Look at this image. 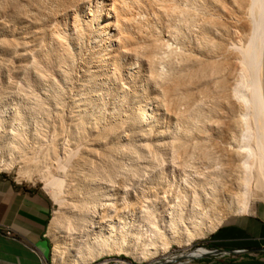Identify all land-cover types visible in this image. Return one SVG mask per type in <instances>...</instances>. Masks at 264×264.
I'll use <instances>...</instances> for the list:
<instances>
[{"label": "bare ground", "instance_id": "obj_1", "mask_svg": "<svg viewBox=\"0 0 264 264\" xmlns=\"http://www.w3.org/2000/svg\"><path fill=\"white\" fill-rule=\"evenodd\" d=\"M51 1L52 7L40 1L38 8L45 19H66L68 29L75 33L71 41L75 49L95 47L81 60L86 71L75 81L74 93L68 85L51 92L48 89L43 95L44 102L51 99L55 104L48 110L44 103L46 112H40L51 114L52 124L49 118L47 124L53 125L54 131L49 140H38L41 149L36 147L40 153L37 149L35 153L39 156L29 151L19 133L13 139L17 155L12 161L22 166L24 178L33 180L40 175L49 181L54 175L48 166L72 148L80 151L74 168L67 173L68 181L59 179L55 189L56 194H62L68 187L73 202L69 226L78 227L89 240L73 258L65 256V247L57 237L58 261L90 264L105 254L121 252L140 259L168 258L174 244L184 246L180 258L207 255L206 249L193 252V243L213 233L230 215L252 214L254 192L264 199V0ZM58 26L50 36L61 47L59 58L67 83L76 56L67 46L68 34L61 33ZM143 72L158 97L155 93L153 102V97L145 98L137 109H129L127 120H107L90 112V107L83 108L85 101H93L98 85L117 87L128 79H140ZM40 103L37 111L42 110ZM67 112H71L68 117ZM167 121L173 131L165 130ZM161 123L162 130H156L153 143L144 144L148 132ZM127 124L131 130L126 129ZM128 150L131 162L124 161ZM142 157L152 159V165L162 161V175L158 176L162 189L149 187L151 183L143 186V181L139 185L134 182L136 189L139 186L136 191L132 188L135 174L140 176L150 165L141 164ZM7 158L0 153V166L7 165L8 170L11 164ZM161 191L162 219L155 214L156 208L146 205L150 193L160 196ZM154 197L149 200L153 202ZM140 202L153 233L144 251L138 243L130 242L135 234L131 209L134 213L133 207L142 205ZM61 225L59 219L54 223L57 235L64 233Z\"/></svg>", "mask_w": 264, "mask_h": 264}, {"label": "rangeland", "instance_id": "obj_2", "mask_svg": "<svg viewBox=\"0 0 264 264\" xmlns=\"http://www.w3.org/2000/svg\"><path fill=\"white\" fill-rule=\"evenodd\" d=\"M40 1L45 2L46 0H0V136H2L0 137V153L1 155H3V153L4 155L6 154V156L8 157L7 163L11 164L10 165L11 167L8 170H7L8 168L7 165L0 166V173L9 175L13 177L14 179H16L18 182H21L25 185H33L37 189L47 194L48 197L54 203V214L51 219L52 223L50 222L48 236L52 242L51 256H52L53 264H60V262L58 261V253H57V246H58V242L56 239L57 237H59V239L62 241L61 246L65 247V252H66L65 256L69 257L70 255H72L73 258L78 256L77 250L81 248L83 243L89 240L88 235L84 234L78 227L69 226L72 220L71 212H73L72 206H70V204H72L73 202L69 195L68 187H65V189L61 192L62 194H56V189H55V187L57 188L58 186L57 184H58L59 179L63 178L64 180L68 181L67 173L69 170L74 168L76 160L80 156L79 155L80 151L79 149L72 148L66 153V155H64V157L63 155H60L57 161L53 162L51 166H48V168H50L49 170L51 174L54 175V177L52 179H49V181L48 179L42 178L40 175L35 176L33 180H29L23 177L24 170L22 169V166L16 160L12 161L13 159H15L17 155L16 150H14L17 144L14 142L13 139L14 137H16L17 134L22 133V135H24V139L28 143L29 151H31L30 149H32L33 154H35L36 156H39V153H40L39 150L41 149V146L40 144L37 143L38 140L40 139L43 140V138L46 140L45 137H47V140H49L51 138V135H53V131H54L53 128H51L53 127V125L51 127H48L52 124V120H53L51 118V114L49 115L50 117L48 116V113L47 114L45 113L44 116L42 114L45 111L43 110L44 103H47V106L45 104V107H46L45 109L48 108V110L49 109L51 110L52 105H55V104L52 103L51 99L50 100L46 99V102H44L45 98H43L44 97L43 95H45V93H48V91L51 92V90H53L57 86L58 88L65 89V87L70 85V88H71L70 92L74 93L76 91L74 90L77 87L76 85L77 82L75 81H78L80 77L82 78L84 76L83 72L86 71V69L84 68V65H82L81 63L85 64V62L83 61L85 58L89 56V54H91L92 45H90V47L89 45H87V47L80 48V50L75 49L71 42L74 39L73 37L75 33L68 29L67 25L69 22L66 19H63V21L59 20L60 22L55 21L53 18L52 19L50 18V20H52L51 22L48 18H46L47 19L46 20L45 19L46 16L42 15L40 8H38ZM45 3L49 7L53 6L52 5L53 2L51 0H48ZM53 22L55 23L53 24ZM61 22L62 23L64 22L63 23L64 25ZM57 23L58 25H60L58 26V28L61 27L63 29L62 31V29L59 28L61 29V33L68 34L67 35V41H68L67 46L70 47L69 50L71 49L70 51L74 52L75 53L74 55L76 56V57L74 56L76 59V61L74 60L75 64L72 65V67H75V68H72L71 69L72 71H70L71 78L70 80H68L67 82L68 84L65 83L66 81L64 80L66 79L65 76L67 75L65 74L67 73L66 71L64 72V69H63L64 66L63 64H61V60L59 58V56L61 55L60 54L61 47L57 46L58 43L57 42L55 43V41L52 40L50 36L53 30L56 29ZM63 26H66V27L63 28ZM65 28H67L66 31H65ZM94 47L95 46L93 45V48ZM93 48H92V51L94 50ZM58 49H60L59 52H58ZM81 49H83L82 50V52L84 53L83 55H82V52H80ZM79 54L82 55V57ZM47 55L48 57H46ZM50 55L51 56L55 55L56 57L55 56L51 57ZM53 57L55 59H53ZM82 59L83 61H81ZM61 73H63V75ZM144 76H146L145 72L142 73V76H140V79L138 77H137L138 80L136 79V77L134 79L132 78L128 79L127 81L123 83V85L121 84L117 87L112 84L110 85L107 83L105 85H102V84L98 85L97 87H100V88H97L96 90H94L95 95H93L94 93H92L93 101L90 103H88L89 101H85V103L83 104V108H85V106H86V109L90 107L88 109L90 112H92L94 115H99L101 117H104V119H107V120L114 118V117H116L117 120H119V122L124 121L125 119L127 120V116H128L127 112L129 109H133V108L137 109V107L140 106L142 100H143L142 103L144 104V102L146 100L148 101L151 97H153L150 99L152 102L155 98L158 97L156 91L152 88H149L148 82L146 81ZM142 77L144 80L142 79ZM46 79L47 80L51 79V80L47 81ZM62 80L64 81L62 82ZM54 83H56V85H54ZM46 90L48 91L46 92ZM75 95H77V93ZM145 98L146 100H144ZM39 101L42 102L43 104L40 103ZM37 102L40 103L39 105L42 104L43 106V107L41 106L42 110L40 111H37L39 110L38 108L36 109V107L38 106ZM48 105H50L51 107H49ZM67 109L68 110L70 109L69 111L72 112V109L69 106ZM71 112L70 113L67 112V117L70 116L69 114H71ZM47 118H49V122H51L50 125L47 124L49 123L47 121ZM39 123L40 124L43 123L42 125L43 126L45 125V127H42V125L40 126ZM124 126L126 127V129L131 130L130 125L129 127H128V124ZM165 126H166L165 128L166 131H169V130L173 131V125H171V128H169L170 125L168 121L166 122ZM46 127H48V129ZM42 128L43 129L45 128L46 131L42 132ZM159 128H161L160 130H162V123L159 124L158 127H155L153 130H150V131L148 130L149 132L147 131L149 133L148 136L146 135L148 140L146 139L147 141L145 140L144 144L153 143L151 140L155 139L154 137L155 135H157L156 134L157 131L159 132L158 130ZM43 133H45L46 135L45 134L43 135ZM150 134H153V135H150ZM171 134L172 132L169 133L168 136L170 137ZM35 137H38V138L36 139ZM136 143H138L137 140H135L134 146L136 145ZM36 147L38 148L40 147V149H37ZM34 148L35 150L37 149L39 151L38 154L35 153L37 152V150L35 151ZM128 151H129L128 153L129 155L126 156L125 158L126 160L124 159L125 162L126 161L131 162V160H129L128 158L132 159L131 158L132 155L130 154L131 150H128ZM151 160L152 159H150L149 161V157L141 158L140 160L141 164H144L145 166H147V164L148 165L150 164L154 168L151 167L150 165L149 167H146L147 169L145 168L147 171H145V169L143 168L142 171L140 172L141 177L139 176V174L137 175L135 174L134 177H136V179L139 181H136L134 177H133V180L135 181L131 180V183L133 182L132 188H134V191H136L139 188V186H137L138 188L136 189V183L137 185H139V183H141L142 181H143L142 182L143 186H147L148 184L151 183L149 187L154 186L156 189L157 188L162 189V186H161L162 180L160 179V177L158 178V176L162 175L161 173L162 172L161 171L162 161L161 160H158V162L155 161L156 163L153 162L154 164L152 165L150 163ZM94 161H97V159H94ZM159 171H160V174H159ZM172 172L173 171L169 172L171 176H172L171 174ZM150 175L152 177L155 176V178L153 177L154 178L153 179ZM177 179L179 180V178ZM134 182L136 183L134 184ZM145 183L147 185H145ZM157 184L158 186L160 185L161 187L160 186L158 187ZM253 185H255V182H253ZM254 193L256 194L255 200L253 202L255 206L254 207V212H255L256 209L260 208L264 204V201L261 199L260 193L258 192H254ZM151 194L152 193H150V196L146 198V200L148 199V202L146 201L147 202L146 205L149 206L150 204L152 206V209L156 208L154 209L155 214L157 215V217L160 218L162 216V210H160L162 209L160 208V206L162 205V197H161L162 191H161L160 196L158 194H155V195L154 194L151 195ZM151 196L152 197L155 196L153 198V202H151L152 201ZM156 196L157 197L159 196V200ZM149 199H151V201ZM142 202H144V204L146 203L145 201H142ZM142 202L140 203L142 204ZM144 204L142 205L136 204L135 205L136 208L135 206L133 207V211H135L134 213L135 214L137 213V215H135L131 209V213L133 214V216H132V219L130 220V224L134 225V226L132 225L133 228L135 227L134 228L135 234H133V237L130 239V242L138 243L137 245H139V248L143 251L148 248L149 241L152 239L150 237L153 235V233L150 231L152 230L151 226H149V224H147V221L144 220L145 214L141 213L144 210V209L142 210V208H144L145 206ZM153 205H155L156 207ZM139 206L140 208L141 207L142 208L140 209ZM233 215L228 216L226 220L229 219L230 217H234ZM112 216L115 217V215H112ZM58 219L62 223L61 231L64 233L61 234V232H59L60 234L57 235L54 231V223ZM115 222H118V220H115ZM69 227H72V228H69ZM97 231H100V229H98ZM137 232H140L141 235H138ZM210 235L211 234H208L206 237L196 240L192 245V248H191L192 251L197 252L198 250L206 249L209 252H211V250L208 248V245H207V239ZM72 238L74 239V241H72L73 246L70 248ZM184 253H185L184 246L174 244L171 247L170 252L167 255L168 258H164L162 255H157L156 257H151L148 259H140L139 258L140 256L137 257L134 255L128 254L127 252H121V254L120 253L105 254L104 256L96 259L95 261L97 260L103 261L104 259L111 258V259H115L117 262H121L125 264H157L158 262H165V261H168L167 264H196L197 262H199L200 259L198 258H192V259H188L187 257L180 258V256H182ZM171 258H173L175 261L170 260Z\"/></svg>", "mask_w": 264, "mask_h": 264}, {"label": "crops", "instance_id": "obj_3", "mask_svg": "<svg viewBox=\"0 0 264 264\" xmlns=\"http://www.w3.org/2000/svg\"><path fill=\"white\" fill-rule=\"evenodd\" d=\"M53 214L47 194L0 173V264H53ZM233 216L208 237L213 255L196 264H264V204L250 215Z\"/></svg>", "mask_w": 264, "mask_h": 264}, {"label": "built area", "instance_id": "obj_4", "mask_svg": "<svg viewBox=\"0 0 264 264\" xmlns=\"http://www.w3.org/2000/svg\"><path fill=\"white\" fill-rule=\"evenodd\" d=\"M6 234L10 236L11 232L7 231ZM92 264H125V263L117 262L115 259L108 258V259H104L103 261L97 260Z\"/></svg>", "mask_w": 264, "mask_h": 264}, {"label": "water", "instance_id": "obj_5", "mask_svg": "<svg viewBox=\"0 0 264 264\" xmlns=\"http://www.w3.org/2000/svg\"><path fill=\"white\" fill-rule=\"evenodd\" d=\"M213 251H211L210 253H208L207 255H205V256H202V257H196V258H203V257H209V256H211V255H213Z\"/></svg>", "mask_w": 264, "mask_h": 264}]
</instances>
